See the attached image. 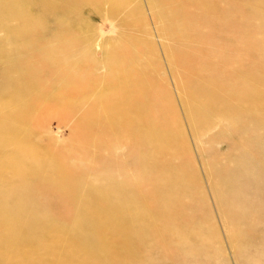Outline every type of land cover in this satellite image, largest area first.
Masks as SVG:
<instances>
[{
	"label": "rangeland",
	"instance_id": "obj_1",
	"mask_svg": "<svg viewBox=\"0 0 264 264\" xmlns=\"http://www.w3.org/2000/svg\"><path fill=\"white\" fill-rule=\"evenodd\" d=\"M10 1L0 0V11L13 9ZM18 4L14 16H0V120L16 122L19 131L31 137L34 142L24 147L25 153L33 152L32 145L56 146L64 159L76 164L70 171L76 194L88 198L110 189L112 183L127 186L123 189L133 198L124 197L122 202L125 199L128 206L132 199L136 204L150 201L151 182L160 170L169 174L162 182L165 186L179 177L186 183L184 188L192 187L185 188L188 193L182 187L186 194L179 189L183 191H178L179 197L186 198L177 218L163 217L169 223H164L167 230L130 214L120 217L118 223L126 221L134 232L130 244L138 242L135 257L121 258L110 246L121 240L114 227L107 224L102 233L93 235L94 217L84 205L54 184L43 183L44 178H54L51 156L30 155L25 159L28 165H18V173L0 168L6 173L5 177L0 173V202L4 200L0 208L19 195L12 197L23 199L19 207L23 202L27 214L48 212L57 231L43 229L45 240L38 250L29 243L14 248L10 227L30 234L35 224L10 223L0 216V264H264V0H83L61 11L50 9L47 23L32 22L31 32L26 20L34 18L22 22L25 15ZM30 12L36 17L39 8ZM9 27L19 33L18 40L30 41L31 35L33 39L37 35V46L19 49ZM131 38L138 40L137 47ZM116 67H127L124 71L132 74V81L146 75V89L154 99L143 111L152 113L150 121H163L169 127L166 138L174 150L169 156L166 151L147 156L132 147V140L121 131L116 135L105 128L103 99L116 96L108 93L103 79ZM21 69L34 71L40 86L29 89L25 98L13 99L7 95L11 90L7 82L17 80ZM42 89L47 107L38 111L28 107ZM219 107L232 116L219 114L215 109ZM22 108L28 112L24 120ZM89 111L96 123L79 144L76 121ZM29 116L41 120L35 124ZM1 146L0 141L1 158L8 164L14 151ZM23 177L27 184L21 187L28 185L27 191L19 186ZM9 206L15 212L17 207ZM74 228L79 233L71 237Z\"/></svg>",
	"mask_w": 264,
	"mask_h": 264
},
{
	"label": "bare ground",
	"instance_id": "obj_2",
	"mask_svg": "<svg viewBox=\"0 0 264 264\" xmlns=\"http://www.w3.org/2000/svg\"><path fill=\"white\" fill-rule=\"evenodd\" d=\"M82 1L83 0H11L10 3L12 4L13 9L11 7V10H2V11H0V16H2V13H4V15H5V13H6V15L9 14L7 16H14L15 15V11H16V14H17V10L14 9L15 4L16 3L17 4L20 3L21 7H23L25 10L23 8L18 7V6H16V8L18 7V8H20L19 11H23L24 12L25 16L23 17L22 22H24L25 18L27 19V17H29V16H33V18H34V20H33L32 18L30 19V17H29L26 20L27 23H28V26L26 25V22L24 23L26 25V27H27V30H29L31 32V30L33 28V27H31V25L36 24V22L38 24L40 23V25H41V23H47V20L50 18V16L48 17V15H47L48 11L50 9L58 8L57 11H61V10H63V8H66V6L69 5V4H75L76 5L78 3H81ZM157 1H163V0H157ZM33 7H38L39 8V12L37 13L36 17H34V15L30 12ZM120 17H121V15H120ZM4 18H6V17H4ZM64 19H66V18L64 17ZM55 20H57V19H55ZM22 22L20 21V23H22ZM32 22H35V23L33 24ZM131 23H133V22H131ZM131 25L133 26L134 24H131ZM181 25H182V23H181ZM183 25H185V24H183ZM36 26H34V27H36ZM136 27H135V29H136ZM15 28H13V29H15ZM167 29L168 28L166 27L165 30H167ZM163 30H164V28H163ZM7 31L10 34L15 35L14 45L17 44L16 46H18L19 49L25 50L26 48L30 47V45L33 46V47L37 46V43L35 42L37 40V37H36L37 35L34 34L35 33L34 31H32L31 34L35 35L34 39H36V40H34L32 38L33 36L31 34H30L31 38H29L26 35L30 39V41L25 38V35H24L25 33L23 34L25 39L21 38V39L18 40L17 39L18 38L17 35L19 34L18 32H17L18 34H16V32H14L11 29V27L7 28ZM66 31H68V30H66ZM55 33L57 34V32H55ZM68 33H69V31H68ZM27 34H29V33L27 32ZM131 39H132V41L130 39L129 40L131 42H133L132 45L134 46V48L137 47V43L136 42H138V40L135 42L133 40H136V39H133V38H131ZM9 41H10V39H9ZM39 44L40 43L38 42V45ZM125 45H127V44H125ZM129 46H127V47H129ZM29 49H32V48H29ZM135 54L136 53L134 52V55ZM135 57H134V59H135ZM111 61L113 62V59H110L109 62H111ZM115 63H116V61H115ZM186 64L184 63V65L187 67L188 65H186ZM176 65H177V62H176ZM127 67H129V65ZM127 67H125L124 69H126ZM187 68H189V67H187ZM124 69L116 67L115 69H113L110 72H108L107 74H105L106 77H105V79H103V82L108 84L107 85L108 93L109 94H113V95L116 96L115 99H112L114 101H112V100H110L109 98H106V97L103 99V107H104V111L106 113V119H107V126L106 127L103 126V127H105L107 130H110L111 132H113L116 135L118 134V131H121L122 136L125 135V136L129 137L132 140V144H131L132 147H135V148L137 147L138 149H141L142 151H145L147 156H152L153 153L158 152V151H160V152H165L166 151L167 155H168V153L174 151L173 147H170V143L168 144V141H167V138H166L167 134H168V131H170L169 127L163 121H160V122H152V121H150L149 116L152 113H147V112L143 111V108H145L146 111H147L146 107H148V104L151 103L153 101V99H154V98H152L153 96L150 93H148V90L146 89L149 86V85H147L149 83V81L146 78V75L145 76L143 75V77L140 76L141 78L137 79L136 81H132L131 80L132 74L128 70L124 71ZM91 73H92V71H91ZM143 73H144V71H143ZM18 74L20 76H19V78L17 80H13V81L7 82L8 85L10 86V88H11L9 94L7 93V95L13 97V99L14 98H20L21 96H22V98H25L23 95H26V93L29 92L28 91L29 89H37L40 86L38 76H37V74L34 71L31 72V71H25V69H21V70H19ZM20 78L25 79L24 81L22 80L23 83H24L23 86H22V84L19 83ZM93 78H95V77H93ZM86 81H88V79ZM90 81H88V82H90ZM62 84H61V86H62ZM69 84H70V82H69ZM63 85L65 87V83ZM30 92H31V90H30ZM223 92L225 93V91H223ZM5 94H6V92H5ZM27 95H28V93H27ZM43 97H45V91L42 89L41 91H39V93L35 97H33V99H31L28 107L34 106L35 108H37V111L40 110L41 108L47 107V104H49V100H44ZM25 104H26V102H25ZM25 104H23V105L26 106ZM144 105H145V107H144ZM25 108H22L20 110V112H19L20 116H22V119H23V115L28 113L27 111H25ZM32 109H33V107H32ZM215 109L217 110V112H219V114L220 113H222V114H230L232 116V113L227 112L224 108H220L219 107V108H215ZM227 110H229V108ZM93 111H94V109H93ZM93 111L87 112L85 115L79 117V119L76 121V125H75V128H74V131L76 132L75 139H77V142L79 144H83L85 133H86L87 130H89L88 127H90L91 125L96 123L95 119H94L95 115H94ZM198 114L199 115H197L198 116L197 118H199L201 116L200 113H198ZM28 115L32 116L31 114H28ZM28 115H26V116H28ZM30 116H29V118H31V120H33V122L35 124H37L41 120V116H38V119H34L33 117H30ZM16 117H19V116H16ZM202 119H200V120H202ZM23 120H22V122H23ZM18 122H19V118H18ZM102 124L100 123V125H102ZM31 132H33V131H31ZM31 132H29V133H31ZM0 139H1L0 141H1V144H2L1 147H12V149L14 151V154L12 155L13 160L10 163H8V164L6 163L5 160H3L1 158L2 154L0 155V168L3 167V168L6 169V171L9 169L10 171H12V173H18V165L20 163L24 164L25 166L28 165V164L25 163L26 162L25 159H26V157H29L30 155L32 156V155L38 154L39 152H44V153H46V155L48 154V156H51V160H52L51 169H52V172L54 173V175H53L54 178H48V177L44 178L43 183L45 182V184H47L48 187L50 186V183L54 184L56 186V190L58 189L59 191L68 194L76 203H78V204L81 203L82 205H84V207L86 208V212L94 217V223L91 226V228H93L92 229L93 230V235H95V233H96L97 236H98L99 233H102L101 230H103L104 227L107 224L108 225L109 224L112 225L114 227V231H116L117 235H119L121 237V240H120V238H118L115 243H113L111 241L112 244L111 245L109 243L108 244L111 246L112 251L116 253L115 255L119 256L121 258L125 257V256H126V258L135 257L136 256V249H137V246H138V242L137 241L135 243L131 242V244H130V240L132 238H134V232H133L131 226L126 221H125L124 224H123V222H121L122 224H120V223H118V221H120L122 218L120 220H118V219L120 217H124L126 214H130V216L133 219L138 218V219H141L142 221H144L145 223H152V224L155 223L158 227H160V230L163 231L165 228L167 230L169 227H166V225L164 223H166L167 225L169 223L166 222L163 217L166 215V216H169V217L170 216H174V218L175 217L177 218L179 216V214H177V213L179 211H181V209L179 210V207L180 206L183 207L182 206V204H183L182 200L186 198V197H184L182 199V196L179 197L180 194L178 193V191L183 192L185 188L191 190V187H192L191 186L190 188H188L189 185L187 184L188 187L184 188V186H186V183H182L184 181L178 180L179 177L174 179L173 181H170L171 183L169 182L170 184L165 186L166 182L164 183L165 185L162 184V182H163V180H165V177H167L168 172H166L164 170H160L159 173L157 174V176H159V177L154 178L152 180V182H151V185H153L152 187H153V190H154L155 193L152 191V198L151 199L149 198L150 201H147V202L143 201V203L139 202V204H138L137 199H136V202H137V204H136L133 199L130 200V201L127 200V201H129V206H128V204L125 203V199H124V202H122V199L124 197H128L129 199L133 198V195L129 196L127 190L123 189V188H126L127 186L122 188L118 184H117L118 186H116V184H112V183H110L111 184L110 185V189L104 190V191H99V192H97V196H95L94 198H92V197L88 198L85 195L84 196L81 195V193H79L80 195L76 194V190H78V189H77V186L75 185L76 184V180H74V178H73V176H75V175L71 174V172H70V171H72V168L76 164L75 163L71 164L69 162V158H68V161L66 159H64L62 154H61V152L56 151L54 149V147H56V146L41 148V147H36L37 145H35V147L32 145V146H30V149H33V152L25 153L24 147H26V145H28V144L33 143L34 141L32 142L31 137H29V135L27 133H25L23 130L19 131L18 125H17L16 122H6L4 120H0ZM69 145H71V144H69ZM32 147H34V148H32ZM30 149H29V151H30ZM13 151H11V152H13ZM163 155H165V153ZM165 157L166 156H164V159H165ZM71 160H73V159H70V161ZM142 162H146V156L142 157ZM164 163H165V161H164ZM77 167H78V165L76 166V168ZM30 170H32V169H30ZM1 172L2 171H0V173ZM3 173H5V172H3ZM3 173H1V175H2L1 177L4 176ZM76 174H78V173H76ZM142 174H143V172H142ZM26 179H27V177H26ZM141 179H143L142 176H141ZM21 182H22L21 185L19 184L20 187L22 185L24 186L25 184H27V182H25V177L22 178ZM28 183L30 184V182H28ZM127 183L129 184V182H127ZM90 184H92V183H90ZM182 184H183V186H182ZM80 185L81 184H79V186ZM27 186H26V189H27ZM44 187H46V185ZM91 187H93V186H91ZM182 187L184 189H182ZM21 188H24V187H21ZM180 188L183 191L179 190ZM39 189H40V187H39ZM187 189H185V191ZM42 191H44V190H42ZM79 191H81V190L79 189ZM186 192L188 193L189 191L187 190ZM186 192H185V194H186ZM24 193H26V192H24ZM43 193H41V194H43ZM17 194H20V193H17ZM39 194H40V192H39ZM11 195H13V194H11ZM21 195L24 196L25 194L23 195L21 193ZM14 196H19V195H15L14 194L13 196H11L8 201L10 203L11 202L12 203L11 204L7 203L6 205L4 203L2 208H0L1 219H3L4 221L10 222V223L17 222L20 225H27L28 223L31 222L32 224H30V225L32 226V225L35 224L34 226H32V227H35V228L33 229L34 231H32L30 234H24V233L19 232L18 229H13V228L10 227L11 231L13 232V234H12L13 237H12V240H11L12 244L11 243L10 244L14 248H17V247L21 248L20 247L21 245L29 243L33 247V249L38 250L39 242L41 240L42 241L45 240V239L43 240L44 236H43V234H41V232L44 231L43 229H46V228L48 229L49 228L51 230V232H56L57 229L53 225L51 226V222L49 221V218H48V215H49L48 212H47L48 215H47V213L35 215L34 211H33L34 213H28L27 214L26 210H24L25 207H22L23 202H22L21 205L19 204L21 207H19L18 204H17V203H20V201L23 200V199H21V200L19 199L20 201L18 202L17 199L15 200V198H12ZM22 198H24V197H22ZM115 199H117V202L115 201ZM131 201H133V203H135V204L130 203ZM3 202H4V200H3ZM3 202H0V203H3ZM25 202L27 203V201H25ZM122 203H125V204H122ZM12 204L17 207L15 212H13V213H12L11 210L12 209L14 210V207L10 210L11 206H9V205H12ZM41 205H43V204H41ZM39 206H40V204H38V208H39ZM28 209H30V208H28ZM115 212H117V213H115ZM92 222L93 221H91V223ZM157 222H159V224H157ZM5 224H7V223L5 222ZM78 226H80V225H78ZM78 226H76V227H78ZM109 227H111V226H109ZM78 228H80V227H78ZM77 231H78V229L74 228L73 232L70 231L71 232L70 236L71 237H76L78 235V233H79V232L77 233ZM8 232H10V231H8ZM10 235H11V233H10ZM5 236H7V235H5ZM108 238H110V237H108ZM6 240H7V238H6ZM102 240H103V237H102ZM8 241H10V239ZM174 241H175L174 243H177V239L176 238H174ZM1 248L2 247L0 246V249ZM101 263H104V262H101Z\"/></svg>",
	"mask_w": 264,
	"mask_h": 264
}]
</instances>
